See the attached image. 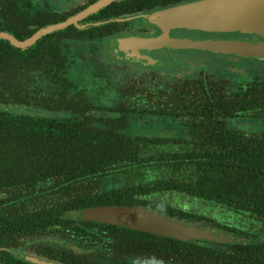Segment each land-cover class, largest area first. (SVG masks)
<instances>
[{"label": "trees", "instance_id": "trees-1", "mask_svg": "<svg viewBox=\"0 0 264 264\" xmlns=\"http://www.w3.org/2000/svg\"><path fill=\"white\" fill-rule=\"evenodd\" d=\"M96 1L74 0L59 14L37 0H0V30L23 40ZM125 1L88 16H117L129 10L120 8ZM69 31L45 34L25 49L0 39V264H32L18 256L24 251L62 264H113L126 255L171 264H264L263 231L199 212L201 205L217 206L264 229V131L249 135L227 121L264 120V74L240 87L239 96L215 75L185 79L148 105L137 87H127L125 98L134 102L116 107L112 125L104 116L92 119L85 90L66 73L67 57L53 37ZM183 115L186 137L123 132L139 117ZM107 204L135 205L245 240L182 241L72 215Z\"/></svg>", "mask_w": 264, "mask_h": 264}, {"label": "flooded vegetation", "instance_id": "flooded-vegetation-1", "mask_svg": "<svg viewBox=\"0 0 264 264\" xmlns=\"http://www.w3.org/2000/svg\"><path fill=\"white\" fill-rule=\"evenodd\" d=\"M45 1L47 3L43 9L46 12L68 13L74 6V0ZM165 1L164 3L160 0H127L121 3L120 8L129 10H123L117 16L109 18H105L104 15L100 16L99 20L92 19L86 15L77 19L75 23H70L61 28L70 27L71 31L60 34V37H53L56 41L58 40L61 52L67 57L65 64L66 73H68L74 83L78 84V87L85 90L88 96L89 105L93 107L90 109L93 114L92 119L104 116L103 119L110 121L112 125L117 123L114 120L120 115L116 111V107L119 105L126 106L127 103L134 102L133 97L125 98L124 94L131 92V89L127 87H137L136 95L140 97L141 104L148 105L150 103H160L164 99L161 96L166 92H171V84L177 86L185 83V79L205 78L208 74L215 75L223 79L228 92L239 96L240 87L246 90L245 84L252 81V77L258 75L257 73L251 74L252 70H256L254 64H264V60L252 58L251 55L240 54L233 47L245 42L257 43L258 41H264V36L257 35L252 31L239 29L209 31L199 28L175 27L163 30L155 20L148 19L147 16L155 11L198 0ZM82 9L68 14L63 20L76 16ZM61 29L58 30L60 31ZM159 35H164V39L155 44L147 43V45H144L143 41H136L135 43H130L129 48L126 47L127 44H123L121 49L116 44V40L125 38L136 36L150 38L158 37ZM150 40L153 41L155 39H148L147 42H151ZM205 42H229L233 43V46L221 48V46L195 45ZM127 49L129 50L128 54H126ZM202 53L213 57L218 56L214 58L216 63L212 61L211 64H208L205 61L197 60V56ZM84 78H86V81L82 82ZM129 78L134 79L126 81ZM150 78L155 79L156 82L152 83L149 80ZM158 80L161 81L159 82ZM248 94L252 95L251 92ZM21 110L30 111V114L44 112L31 107H23ZM56 113L62 114L63 112ZM151 119L156 120V123L160 126L164 125L165 130L163 131L166 132L150 134L135 133L133 131V126L137 121L148 122ZM186 119V115L181 117L143 116L139 117L137 121L130 123L126 131L123 130V132L148 137L180 135L186 137L187 130L183 125ZM239 119L238 117H233L227 121L233 127L239 128L242 132L249 135L261 132L250 128L248 120H251V118H243L248 119L245 121ZM65 245L73 247L72 244L66 243ZM27 254L37 256L33 253ZM114 255L111 254V256ZM127 259L158 260L126 255L112 261V263L120 264L119 261L122 260L123 264H128ZM166 263L171 264L170 262Z\"/></svg>", "mask_w": 264, "mask_h": 264}, {"label": "water", "instance_id": "water-1", "mask_svg": "<svg viewBox=\"0 0 264 264\" xmlns=\"http://www.w3.org/2000/svg\"><path fill=\"white\" fill-rule=\"evenodd\" d=\"M112 1L114 0H98L80 11L76 16L41 27L23 40L17 39L7 31L0 30V39L7 40L15 47L25 49L41 36L64 28L70 23H75L77 19L97 11ZM147 18L155 20L159 25L164 27L163 30L175 27L199 28L209 31L239 29L242 31H252L257 35L264 36V0H198L155 11L149 14ZM123 44L124 42L122 43V40H120V49L123 48ZM195 45L221 46V48H226L233 46V43L205 42ZM251 46L252 51H255L252 56L264 60V41L252 43ZM248 47L244 43H241L233 47V49L240 54H246L245 50ZM72 215L83 221L103 222L182 241L205 239L215 242L238 243L245 240L244 238L238 239L231 233L185 225L182 221H176L158 212L134 205H92L73 211ZM18 256L32 264H62L25 252L18 253Z\"/></svg>", "mask_w": 264, "mask_h": 264}, {"label": "rangeland", "instance_id": "rangeland-1", "mask_svg": "<svg viewBox=\"0 0 264 264\" xmlns=\"http://www.w3.org/2000/svg\"><path fill=\"white\" fill-rule=\"evenodd\" d=\"M45 2V4L47 3L45 0H37V2H35V4L39 7H42L43 6V3ZM52 4V3H51ZM59 4V3H58ZM50 6V5H48ZM160 28H164L163 26H159ZM148 39H155V40H150L151 42H147ZM164 39V35H159L158 37H150V38H144V37H139V36H136V37H132V38H125V39H121L122 40V43L124 42V44H127L126 47L129 48V45L130 43H135L136 41L140 42V41H143L145 44L144 45H147V43H150V44H155V43H158V41H162ZM119 41L120 40H116V44L119 45ZM189 41V40H188ZM245 45L249 46L245 52L247 55H253V52L255 51H252V43H249V42H245L244 43ZM158 46V45H156ZM154 47V46H153ZM128 49H127V52L126 54H128ZM218 56H211L209 54H206V53H202L201 55H198L197 56V60H200V61H205L207 62L208 64H211V62H215V59ZM253 58V56H252ZM258 60H261V59H258ZM216 63V62H215ZM219 64V63H218ZM225 65V64H224ZM254 67H255V71L252 70V73L251 74H264V64L263 63H256L254 64ZM253 74V75H254ZM252 75V76H253ZM86 81V78H84L82 80V82H85ZM239 119V118H238ZM239 120H248V119H239ZM249 123H250V128H252L253 130H256V131H264V120H261V119H251V120H248ZM245 123V122H244ZM164 125H158L156 123V120L154 119H151L150 121L148 122H144L142 120H140L139 122L137 121L136 124H134L133 126V131L135 133H150V134H161V133H164L166 131H163L165 130V128L163 127ZM245 127V126H244ZM177 201H181V199L179 200H176L175 202ZM199 209L201 213L205 214V215H208V214H211V215H215V216H220V218H227L229 221L228 223L230 225H233L235 227H239V228H243L245 230H248L250 232H254L256 228L260 229L261 231L264 232V229L262 228L263 226H259V227H256V224H258L256 221H253L251 220V218H248V217H244V218H240V214H237V213H234V212H226L224 210H222L221 208L217 207V206H211V205H201L199 206ZM219 214V215H218ZM127 262L128 264H169V263H166V262H163V261H159V260H150V259H142V260H136V259H127ZM120 264H123V261H119Z\"/></svg>", "mask_w": 264, "mask_h": 264}]
</instances>
